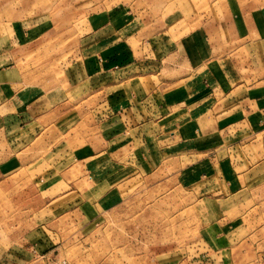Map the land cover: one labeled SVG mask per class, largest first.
<instances>
[{
  "label": "crops",
  "instance_id": "crops-1",
  "mask_svg": "<svg viewBox=\"0 0 264 264\" xmlns=\"http://www.w3.org/2000/svg\"><path fill=\"white\" fill-rule=\"evenodd\" d=\"M219 1L218 17L195 15L188 3L164 17L124 0L92 11L75 26L72 59L51 82L20 64L54 36L44 33L49 18L0 21V137L17 157L13 169L99 206L124 199L131 165L153 154L151 170L169 159L187 181L194 171L202 182L214 177L226 190L217 204L238 213L234 234L263 232L255 223L264 219V0ZM229 146L239 150L234 161L217 158ZM201 217L208 240L226 239V222L211 224L208 207ZM201 264H264V255Z\"/></svg>",
  "mask_w": 264,
  "mask_h": 264
},
{
  "label": "rangeland",
  "instance_id": "rangeland-1",
  "mask_svg": "<svg viewBox=\"0 0 264 264\" xmlns=\"http://www.w3.org/2000/svg\"><path fill=\"white\" fill-rule=\"evenodd\" d=\"M118 1L0 0V21L9 23L29 16L34 21L49 18L50 26L44 33L50 31L54 36L24 62L20 60V64L26 69L34 68L37 77H49L51 82L53 78H61L72 59L75 26L83 25L92 11ZM124 1H133L151 15L162 17L171 8L185 9L187 3L199 16L209 13L218 17L222 11L219 0ZM210 30L212 39L217 41L221 34L214 27ZM218 141L213 136L208 143L216 148ZM7 146L0 137V264H201L211 257L216 262L225 259L240 262L255 251L259 258L264 255V230L253 236L246 232L234 234V216L238 213H234L233 204H225L229 205L225 208L223 203L216 202L221 195L225 196L226 190L219 191L214 177L200 181L201 171H194L187 181L185 170H180V165L178 170L174 168L175 161L163 160L157 170H151L156 157L138 155L137 166L145 169L134 164L133 171L124 173H128L130 180L124 199L96 206L89 201L83 203V195L58 187L57 182L50 186L36 185L32 177L35 172L13 169L15 165L10 158L16 156ZM201 146V140L195 139V150L200 152L197 148ZM224 146L225 143L219 145ZM228 148L229 153L223 149L217 158L234 161V152L239 150ZM200 154L193 156V162L190 157L181 160L183 166L186 161L197 166ZM19 156L26 158L23 154ZM83 184L82 191L89 187V183ZM203 198L210 203H203ZM207 207L213 216L211 224L226 222V239L221 235L212 241L203 235L207 219L202 220L201 215ZM225 209L233 213L228 214ZM256 221L255 225L264 226V219ZM247 223L252 225L251 220ZM224 241L228 247H222Z\"/></svg>",
  "mask_w": 264,
  "mask_h": 264
}]
</instances>
